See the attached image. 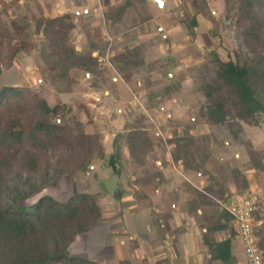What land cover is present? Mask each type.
Masks as SVG:
<instances>
[{"label": "rangeland", "instance_id": "obj_1", "mask_svg": "<svg viewBox=\"0 0 264 264\" xmlns=\"http://www.w3.org/2000/svg\"><path fill=\"white\" fill-rule=\"evenodd\" d=\"M121 6L126 9L119 16ZM237 6L238 0H163L161 7L154 0H0L7 23L29 25L30 42V48L3 61L0 89L21 87L37 92L51 107L66 105L67 123L80 122L84 133L98 136L104 150V157H94L85 171L72 169L69 159L77 154L60 150L45 154L38 172H15L10 178V188L36 186L24 205L42 196L65 201L90 193L96 198L103 218L77 238L71 255L107 264L101 257L107 245L118 251L136 247V240L120 237L123 233L137 231L141 240L146 238L141 234L151 229V221L141 209L136 213L137 190L148 186L151 193L162 186L169 154L182 160L183 171L204 177L201 190L194 189L186 204L210 239L216 240L218 226H224L223 237L231 233L226 199L261 194L245 187L236 164L242 170L264 169V115L215 126L201 115L200 86L213 75L215 59L242 61L249 55L235 23ZM63 15H70L64 20L73 24L67 41L78 58L59 76L62 70L53 67L49 42L33 22ZM259 15L264 18V8ZM192 17L197 21L194 38L181 22ZM18 39L15 35L13 42ZM180 177L183 192L185 178ZM230 186L236 191L230 193ZM170 199L165 194L156 201ZM254 230L264 237L263 226Z\"/></svg>", "mask_w": 264, "mask_h": 264}, {"label": "trees", "instance_id": "obj_2", "mask_svg": "<svg viewBox=\"0 0 264 264\" xmlns=\"http://www.w3.org/2000/svg\"><path fill=\"white\" fill-rule=\"evenodd\" d=\"M263 8L264 0H238L235 23L249 55L242 61L215 59L213 75L200 86L204 98L201 115L208 125L250 122L257 114L264 115V18L259 15ZM125 9L126 6L119 7V16ZM69 18L70 15L39 17L33 22L49 42L53 67L62 70L59 76L75 64L73 58H78L67 41L73 24H64V20ZM181 22L194 38L196 17ZM28 27L17 20L7 23L0 15V69L6 58L30 48L26 40ZM15 35L17 42H13ZM69 112L66 105L49 106L31 90L0 89V264H102L69 253L76 239L101 220L100 204L92 194H73L65 201L42 196L36 203L24 205L22 202L37 190L36 186L21 183L9 187L15 172H38L48 152L67 150L77 154V159H69L74 171H85L94 157H104L98 136L84 133L80 122L72 126L67 123ZM173 160L182 161L175 156ZM227 214L231 232L228 237L216 241L207 233L202 236L210 259L224 263L230 261L231 240L237 234L233 218ZM255 234L258 237L256 231ZM257 240L264 261V239Z\"/></svg>", "mask_w": 264, "mask_h": 264}, {"label": "crops", "instance_id": "obj_3", "mask_svg": "<svg viewBox=\"0 0 264 264\" xmlns=\"http://www.w3.org/2000/svg\"><path fill=\"white\" fill-rule=\"evenodd\" d=\"M162 168V189L158 187L154 189V192L150 193L148 186H145L141 190H137V195L141 199L136 202L138 204V206L136 204V213H139L141 209L143 212L140 213L142 217L146 218L147 216L151 221V229L141 234L145 235L146 238L141 240V236L137 231L132 233L130 230L123 233V236L121 235L120 237L124 239L130 238L129 240H132V243L136 240L134 243L136 247L132 246L129 250L118 251L112 244L107 245V248H104L105 252H102L103 261L107 264H247L243 245L239 244L240 239L237 234L231 240L229 263H224L218 259H210L208 247L202 240V233L205 229L198 227L195 220L197 216H194L193 212L187 209L186 204L194 189L201 190L205 182L204 177L198 172L195 174L183 171L179 162H174L171 154H169V158L166 159ZM236 168L243 175V179H245V187L261 192V198L254 215V228L264 227V169L253 170L248 167L242 170L238 161ZM180 175L185 178L183 192L178 190V182H182ZM228 190L233 193L236 191V187L230 186ZM165 194L171 196L172 199L158 203L156 201L157 196L162 197ZM177 195H179V198L181 197L180 201L176 200ZM230 202L231 200H228L227 205ZM126 213L128 214L127 211ZM197 214H201V210H198ZM100 221L89 232L93 231ZM122 222L125 228L130 229L129 223ZM142 229H144L143 226ZM234 229L236 231L235 226ZM131 233L132 236L130 235ZM215 237L216 241L225 238L222 235V230L218 228L215 231ZM139 239L140 244L137 243ZM121 242L124 241L122 240Z\"/></svg>", "mask_w": 264, "mask_h": 264}, {"label": "built area", "instance_id": "obj_4", "mask_svg": "<svg viewBox=\"0 0 264 264\" xmlns=\"http://www.w3.org/2000/svg\"><path fill=\"white\" fill-rule=\"evenodd\" d=\"M260 197L259 192L235 195L230 204L226 206L227 212L233 218L237 237L242 242L247 264H264L254 231V212L258 207Z\"/></svg>", "mask_w": 264, "mask_h": 264}, {"label": "water", "instance_id": "obj_5", "mask_svg": "<svg viewBox=\"0 0 264 264\" xmlns=\"http://www.w3.org/2000/svg\"><path fill=\"white\" fill-rule=\"evenodd\" d=\"M154 1L157 3V5H158L159 7L162 6V4H161V3H158L157 0H154Z\"/></svg>", "mask_w": 264, "mask_h": 264}, {"label": "clouds", "instance_id": "obj_6", "mask_svg": "<svg viewBox=\"0 0 264 264\" xmlns=\"http://www.w3.org/2000/svg\"><path fill=\"white\" fill-rule=\"evenodd\" d=\"M157 2L162 4L163 0H157Z\"/></svg>", "mask_w": 264, "mask_h": 264}]
</instances>
